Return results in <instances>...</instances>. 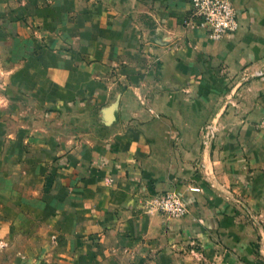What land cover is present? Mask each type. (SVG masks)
<instances>
[{
  "label": "crops",
  "instance_id": "0c3cea01",
  "mask_svg": "<svg viewBox=\"0 0 264 264\" xmlns=\"http://www.w3.org/2000/svg\"><path fill=\"white\" fill-rule=\"evenodd\" d=\"M191 1L0 0V264H264V0Z\"/></svg>",
  "mask_w": 264,
  "mask_h": 264
},
{
  "label": "built area",
  "instance_id": "2783aa9c",
  "mask_svg": "<svg viewBox=\"0 0 264 264\" xmlns=\"http://www.w3.org/2000/svg\"><path fill=\"white\" fill-rule=\"evenodd\" d=\"M191 3L189 23L210 39L224 40L239 29V13L232 0H192ZM260 125L264 128V113ZM149 205L172 218H181L189 213L187 200L175 192L157 195Z\"/></svg>",
  "mask_w": 264,
  "mask_h": 264
},
{
  "label": "rangeland",
  "instance_id": "374dc122",
  "mask_svg": "<svg viewBox=\"0 0 264 264\" xmlns=\"http://www.w3.org/2000/svg\"><path fill=\"white\" fill-rule=\"evenodd\" d=\"M169 191H160V193H162V194H165V193H168ZM171 192V191H170ZM162 194H160V195H162ZM152 198H150V199H148V202L151 200ZM34 232H36V231H34ZM37 233V232H36ZM34 238V237H33ZM34 239H36L35 240V242L36 243H32L33 245L32 246H34V245H36L37 243H38V237H35Z\"/></svg>",
  "mask_w": 264,
  "mask_h": 264
}]
</instances>
